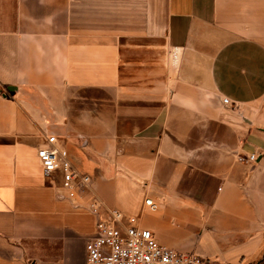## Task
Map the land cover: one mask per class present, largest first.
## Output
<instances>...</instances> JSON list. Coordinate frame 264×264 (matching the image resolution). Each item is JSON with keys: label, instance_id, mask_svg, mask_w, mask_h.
I'll return each mask as SVG.
<instances>
[{"label": "crops", "instance_id": "obj_1", "mask_svg": "<svg viewBox=\"0 0 264 264\" xmlns=\"http://www.w3.org/2000/svg\"><path fill=\"white\" fill-rule=\"evenodd\" d=\"M48 134L91 177L75 203ZM90 195L152 196L162 244L264 264V0H0V264H85Z\"/></svg>", "mask_w": 264, "mask_h": 264}, {"label": "built area", "instance_id": "obj_2", "mask_svg": "<svg viewBox=\"0 0 264 264\" xmlns=\"http://www.w3.org/2000/svg\"><path fill=\"white\" fill-rule=\"evenodd\" d=\"M177 53H173L174 58ZM222 101L228 103L227 98ZM36 155L45 174L59 177L65 198L75 203L84 196L91 177L71 163L66 150L57 146L54 135L46 136L45 144L37 148ZM256 158L255 153L238 156L239 161L249 164ZM144 203L152 212L160 208L150 197ZM87 208L95 222L94 232L85 238V264H213L195 253L160 243L150 229L140 225L137 215L106 207L94 195L88 197Z\"/></svg>", "mask_w": 264, "mask_h": 264}, {"label": "rangeland", "instance_id": "obj_3", "mask_svg": "<svg viewBox=\"0 0 264 264\" xmlns=\"http://www.w3.org/2000/svg\"><path fill=\"white\" fill-rule=\"evenodd\" d=\"M146 197H150L153 198L152 196H145L144 199ZM156 202H158L160 204V208L156 211V212H152L149 210L148 206L145 205L144 200H143V204H142V208H141V212L137 213V216L139 217V223L142 226V219L143 218H147L149 215H156L161 213L162 211V203L158 200H156L155 198H153ZM134 215V214H132ZM143 227V226H142ZM155 237L157 238V240L160 242V240L158 239V237L156 236V234L154 233ZM161 243V242H160ZM194 253V252H191ZM205 258V257H204ZM211 260V259H210Z\"/></svg>", "mask_w": 264, "mask_h": 264}]
</instances>
